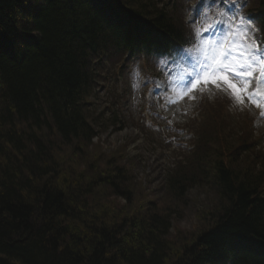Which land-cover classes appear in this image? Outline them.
I'll use <instances>...</instances> for the list:
<instances>
[{"label": "trees", "instance_id": "obj_1", "mask_svg": "<svg viewBox=\"0 0 264 264\" xmlns=\"http://www.w3.org/2000/svg\"><path fill=\"white\" fill-rule=\"evenodd\" d=\"M160 2L0 0V264H264V157L215 140L219 109L194 124L188 172L174 167L160 205L141 202L113 158L89 152L101 125L89 98L106 65L185 41ZM204 183L212 205L173 237L184 194ZM112 189L121 204L104 206Z\"/></svg>", "mask_w": 264, "mask_h": 264}, {"label": "rangeland", "instance_id": "obj_2", "mask_svg": "<svg viewBox=\"0 0 264 264\" xmlns=\"http://www.w3.org/2000/svg\"><path fill=\"white\" fill-rule=\"evenodd\" d=\"M166 1L168 7L173 10L169 12V16L171 15L174 23L182 29L183 36L188 35L186 20L188 24H192L190 26L194 33L195 30L203 33L206 28H211L200 41L201 47L195 49L192 56L181 52L180 56L175 58L183 61L182 76L190 71L197 53L201 58L211 57L222 50L219 45L227 48L232 41L239 44L245 40L244 34L236 27L239 19L237 13L249 21L255 20L257 15L255 0H235L234 3L233 0ZM185 5H188L187 12ZM190 6L192 8L188 10ZM247 12L250 15L246 14ZM220 13L224 15L221 16ZM213 19L216 21H212ZM263 21L258 20L259 25L253 23L251 29L260 41L264 39ZM192 38L193 36H185L184 40L191 41ZM247 42H251V37H248ZM173 59L161 58L159 62H153L137 55L107 64L100 85L90 100L91 110L96 113V122H99L97 115L100 113L105 119L115 121L118 126L111 123L103 126L101 140H97L98 143L95 142V147L89 152L95 156L99 155L100 161L114 157L118 166L122 163L133 180L132 193L134 192L141 202L155 201L159 205L161 203L158 202L162 200L158 199L163 197L168 189V170L178 164L181 172H188L185 168V153L188 151L190 159L191 147L196 143L192 133L194 124L200 115L203 117L208 111H214V108L220 110L221 120L215 123L210 117L209 126L220 128L218 124L221 122L226 128H221L224 133L221 132L219 138H215L216 141H221L225 134L226 139L251 144L248 148L250 156L260 157L261 154L264 157V99H261L259 106L247 102L237 104L229 99L224 91H218L214 87L188 91L185 95L183 90L172 85L175 77H170L169 73ZM90 122L95 123L92 117ZM201 123L203 124V121ZM209 126L201 128V140L209 138L206 129ZM55 142L59 141L55 139ZM224 143L222 141V145L215 147L222 148ZM199 145L207 144L201 141ZM56 146L61 147L57 144ZM234 148L236 149V145ZM93 155L90 154L91 157ZM63 157L61 154L60 158L64 160ZM84 158L85 156L81 162ZM86 162L87 160H84L82 168ZM190 175L193 176L192 172ZM202 185H196L184 194V200L180 204L181 211L172 217L169 231L173 237L194 232L195 225L199 223L197 215L202 210L206 212V206L212 205L213 196L209 185ZM168 205L175 208L176 203L170 202Z\"/></svg>", "mask_w": 264, "mask_h": 264}, {"label": "snow or ice", "instance_id": "obj_3", "mask_svg": "<svg viewBox=\"0 0 264 264\" xmlns=\"http://www.w3.org/2000/svg\"><path fill=\"white\" fill-rule=\"evenodd\" d=\"M220 15L223 16L224 13ZM237 15L239 19L236 27L244 34L245 40L239 44L232 41L227 48L219 45L222 50L211 57L201 58L197 53L195 63L184 76L181 75L182 59L173 60L174 66L169 73L170 77H175L172 85L183 90L185 95L188 91L194 92L214 87L218 91H224L229 99L237 104L247 102L254 103L256 106L260 105L261 99H264V90H262L264 89V41H260L251 32L254 22L246 20L239 13ZM208 31H211V28H206L203 34L195 30V36L190 41L193 49H177L176 51L192 56L193 51L201 47L200 41ZM248 37H251L250 43L247 42Z\"/></svg>", "mask_w": 264, "mask_h": 264}, {"label": "bare ground", "instance_id": "obj_4", "mask_svg": "<svg viewBox=\"0 0 264 264\" xmlns=\"http://www.w3.org/2000/svg\"><path fill=\"white\" fill-rule=\"evenodd\" d=\"M158 7V10L160 9L161 11H164V13H166V15H168L169 16V11H168V9H167V7H165V4L163 3V2H160L159 3V5L157 6ZM172 18V17H171ZM179 39V38H178ZM180 40V39H179ZM183 44H188V43H183ZM182 44V45H183ZM168 45V44H167ZM169 50H170V46H163V47H161V49H157V48H155L152 52V54H153V56L155 57V58H161V57H165V56H167L168 57V59L169 60H172V58H175V57H177V55L175 54V53H169L168 55H166V53L167 52H169ZM96 114V113H95ZM92 117L93 118H95L96 119V117H95V115L93 114L92 115ZM97 117H98V119H99V123L101 124V125H98L97 126V135H96V137L92 140V143L93 144H95V142L96 143H98V141L97 140H101V135L103 134V133H101L102 132V128H103V126H106L108 123H111V124H113V125H117L118 126V124L115 122V121H112V120H109V119H105L104 118V115H101L100 113L97 115ZM120 128V127H119ZM190 142V141H189ZM58 147V146H57ZM58 150L59 151H61L62 150V148L61 147H58ZM54 153L55 154H59V152L58 151H54ZM181 155H183V154H181ZM180 156V155H179ZM185 156L187 157V161H186V163L188 162V160H189V158H188V151H186V153H185ZM114 160H115V158L114 157H112ZM203 158V160H202V162H204L203 163V165H209L210 164V158H211V153L210 154H207V155H205L204 157H202ZM115 162V161H114ZM117 165H118V161L117 162H115ZM120 163V162H119ZM120 167H123V164L121 163L120 164ZM127 167H129V166H127ZM124 168V167H123ZM125 169V171H126V168H124ZM193 170H195V167H193ZM127 172V171H126ZM178 171H176V170H174V168H171V169H169L168 170V173H167V179L170 177V176H176V175H178ZM127 174H128V176L130 177V175H129V173L127 172ZM166 179V180H167ZM189 190H190V188H189ZM188 190V191H189ZM109 202H113V204H117V203H119L120 202V204H121V200H120V198H118L117 196H116V190L114 189H112L111 191H110V193H109V195L107 196V199H105V198H103V202H102V204L105 206L106 204H108L109 205ZM123 202V201H122ZM132 208V207H131ZM171 221H172V218L170 219ZM171 221H170V227H169V229L171 228ZM169 231V230H168ZM169 233H170V231H169Z\"/></svg>", "mask_w": 264, "mask_h": 264}]
</instances>
